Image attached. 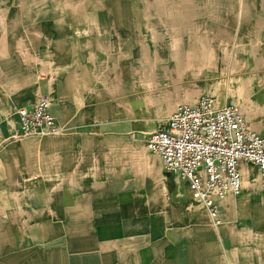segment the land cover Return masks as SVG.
Segmentation results:
<instances>
[{"label":"crops","instance_id":"0c3cea01","mask_svg":"<svg viewBox=\"0 0 264 264\" xmlns=\"http://www.w3.org/2000/svg\"><path fill=\"white\" fill-rule=\"evenodd\" d=\"M65 2L0 0V264H264L257 167L241 165L215 228L142 153L204 96L264 135V0ZM43 97L65 132L18 138V111Z\"/></svg>","mask_w":264,"mask_h":264},{"label":"built area","instance_id":"2783aa9c","mask_svg":"<svg viewBox=\"0 0 264 264\" xmlns=\"http://www.w3.org/2000/svg\"><path fill=\"white\" fill-rule=\"evenodd\" d=\"M18 114L20 139L65 132L45 97ZM147 147L160 157L166 171L189 183L193 198L205 208L215 228L225 222L219 203L242 193L243 163L258 168L264 191V135L249 127L237 105L219 107L212 96H204L194 105H179L168 129L152 133Z\"/></svg>","mask_w":264,"mask_h":264},{"label":"rangeland","instance_id":"374dc122","mask_svg":"<svg viewBox=\"0 0 264 264\" xmlns=\"http://www.w3.org/2000/svg\"><path fill=\"white\" fill-rule=\"evenodd\" d=\"M68 1V3H71L72 0H66ZM125 1V4L128 6V7H137V6H141L144 8V10H149L150 8H154V5H158L159 4H164L166 0H157L156 3H154V0H120V2L123 4ZM172 1V0H171ZM178 1H181V0H174V2H178ZM112 2V0H93V4L96 6V7H106L107 5H110ZM63 3L64 5L67 3L65 2V0H63ZM69 5V4H67ZM97 9V8H96ZM106 9V8H105ZM100 10V9H99ZM150 13H147V15L144 14V16H146L147 18H150L149 15ZM97 15V14H96ZM98 16V15H97ZM127 16H129V14H127ZM179 16H182V15H179ZM190 16H193V15H190ZM96 17V16H95ZM102 17H103V14H99V20L95 19V21L98 23V22H102ZM183 17V16H182ZM97 18V17H96ZM177 21V19H176ZM98 31L96 30V33ZM234 40V39H233ZM236 43H234V41H232V43L228 46H223L221 48H224L225 50L226 49H229L230 51L233 49L234 51L237 49V46L238 45H234ZM177 47V46H176ZM180 48H183V46H180ZM154 52H160V49L159 47H156L154 48ZM230 56V54H229ZM231 60L230 57L227 58V63H229V61ZM154 129V127H150V131H152ZM155 132V131H154ZM152 133H143V136H142V142H143V145H142V153H151L149 150H148V147H147V143H148V139L150 137Z\"/></svg>","mask_w":264,"mask_h":264}]
</instances>
